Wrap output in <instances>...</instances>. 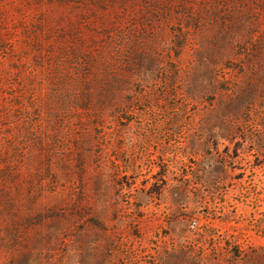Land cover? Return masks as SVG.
I'll return each instance as SVG.
<instances>
[{"label":"rangeland","instance_id":"374dc122","mask_svg":"<svg viewBox=\"0 0 264 264\" xmlns=\"http://www.w3.org/2000/svg\"><path fill=\"white\" fill-rule=\"evenodd\" d=\"M0 264H264V0H0Z\"/></svg>","mask_w":264,"mask_h":264}]
</instances>
